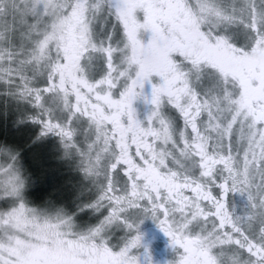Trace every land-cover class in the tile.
<instances>
[{"label": "snow or ice", "instance_id": "1", "mask_svg": "<svg viewBox=\"0 0 264 264\" xmlns=\"http://www.w3.org/2000/svg\"><path fill=\"white\" fill-rule=\"evenodd\" d=\"M0 264H264V0H0Z\"/></svg>", "mask_w": 264, "mask_h": 264}, {"label": "rangeland", "instance_id": "2", "mask_svg": "<svg viewBox=\"0 0 264 264\" xmlns=\"http://www.w3.org/2000/svg\"><path fill=\"white\" fill-rule=\"evenodd\" d=\"M36 153L38 159L33 161L30 158L29 162L36 171L37 179H42V182L39 181V184L37 181L35 190V195L39 198L43 197L49 192H47L48 187L46 185H49L51 182L57 180L60 184H62L65 179V174L48 147L37 148Z\"/></svg>", "mask_w": 264, "mask_h": 264}, {"label": "flooded vegetation", "instance_id": "3", "mask_svg": "<svg viewBox=\"0 0 264 264\" xmlns=\"http://www.w3.org/2000/svg\"><path fill=\"white\" fill-rule=\"evenodd\" d=\"M135 107H137L138 111L142 114L144 109H145V106L143 105L142 102H137ZM232 200L235 202L236 206H237V209H241L243 207V204H244V198L241 197L239 194H235L233 197H232ZM147 227L150 229V230H155L154 228V225H152L150 222L148 223ZM161 237H162V234H161ZM164 245H165V240L164 238H161V240L159 241V243L157 244L156 246V252H155V255L157 257H161L163 255V249H164Z\"/></svg>", "mask_w": 264, "mask_h": 264}, {"label": "trees", "instance_id": "4", "mask_svg": "<svg viewBox=\"0 0 264 264\" xmlns=\"http://www.w3.org/2000/svg\"><path fill=\"white\" fill-rule=\"evenodd\" d=\"M37 181H38V184H39V181L40 182H42V179L40 180V178L39 179H37ZM62 182V181H61ZM63 183V182H62ZM46 185V184H45ZM60 185V183H59V181L57 180V181H53V182H51L49 185H46L48 188H47V192L48 191H52V190H54L56 187H58Z\"/></svg>", "mask_w": 264, "mask_h": 264}]
</instances>
